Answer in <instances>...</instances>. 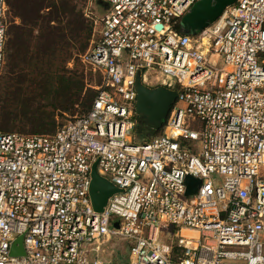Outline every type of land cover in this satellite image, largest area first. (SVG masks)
Listing matches in <instances>:
<instances>
[{
  "label": "built area",
  "instance_id": "obj_1",
  "mask_svg": "<svg viewBox=\"0 0 264 264\" xmlns=\"http://www.w3.org/2000/svg\"><path fill=\"white\" fill-rule=\"evenodd\" d=\"M102 1L79 55L100 77L89 110L52 134L0 131V264H110L96 252L112 237L127 264H264V0H236L194 35L175 23L196 0ZM6 14L0 0V72ZM152 72L178 94L162 131L134 141L136 76L149 86ZM94 162L121 189L102 211ZM187 175L200 179L192 195Z\"/></svg>",
  "mask_w": 264,
  "mask_h": 264
},
{
  "label": "trees",
  "instance_id": "obj_2",
  "mask_svg": "<svg viewBox=\"0 0 264 264\" xmlns=\"http://www.w3.org/2000/svg\"><path fill=\"white\" fill-rule=\"evenodd\" d=\"M80 1L6 0L11 20L0 72V131L52 134L64 123L59 117L82 115L91 107L97 89L89 81L94 78L99 85L100 77L78 59L95 24ZM175 28L182 32L180 20ZM135 119L136 141H147L163 129L164 122L155 131L145 130L137 114ZM175 251L174 246L173 262Z\"/></svg>",
  "mask_w": 264,
  "mask_h": 264
},
{
  "label": "water",
  "instance_id": "obj_3",
  "mask_svg": "<svg viewBox=\"0 0 264 264\" xmlns=\"http://www.w3.org/2000/svg\"><path fill=\"white\" fill-rule=\"evenodd\" d=\"M236 0H196L189 10L179 19L181 31L194 35L214 22L224 9ZM97 4L107 8V3L97 0ZM136 104L135 109L139 119L145 123V129L155 131L165 121L171 105L177 97V91L159 85L150 87L142 83L140 75L136 76ZM138 132L141 129L137 130ZM200 184V179L191 175L186 176V195H192ZM120 188L106 178L100 176L96 170V162L91 167V181L89 196L91 204L96 211H102L108 198ZM117 226V223L115 222ZM13 256L24 255L22 235L16 237L10 247Z\"/></svg>",
  "mask_w": 264,
  "mask_h": 264
},
{
  "label": "rangeland",
  "instance_id": "obj_4",
  "mask_svg": "<svg viewBox=\"0 0 264 264\" xmlns=\"http://www.w3.org/2000/svg\"><path fill=\"white\" fill-rule=\"evenodd\" d=\"M80 4L84 7L86 13H88L94 19L95 25H94L93 36H94V39H96L99 33V29H100V18L102 16V12H101L99 5L97 4V0H81ZM6 19H7V23H9L11 20V16L8 13L6 14ZM209 58H210L211 63L214 65H217V67H221L223 65V61L220 57L216 55H211L209 56ZM78 63L80 65H83L80 62V58L78 59ZM67 66L72 67V62H68ZM1 73H0V76H1ZM155 75H159V81L157 82L154 81ZM148 78L150 81H152V83H149L148 85L154 87V84L155 85L160 84L161 80L163 79L165 80L166 76L163 74H158L157 72H152L148 74ZM167 80L173 83L175 82V79L173 77H169L167 78ZM94 81H95L94 78H90L89 82L92 86H95ZM75 114L77 115V112ZM69 117L70 116L66 114L64 115V117H59L58 120L59 122H65V120L67 118L69 119ZM158 239L160 243L162 242L169 243L168 239L172 240L173 237L171 234L168 235V232L161 230L159 233ZM175 242H176V239H175ZM96 253L98 257L106 261H109L110 264H127L128 244L124 240L112 237L110 241L100 245V249H98Z\"/></svg>",
  "mask_w": 264,
  "mask_h": 264
},
{
  "label": "crops",
  "instance_id": "obj_5",
  "mask_svg": "<svg viewBox=\"0 0 264 264\" xmlns=\"http://www.w3.org/2000/svg\"><path fill=\"white\" fill-rule=\"evenodd\" d=\"M99 7H100L101 12H102V15H103V14L105 13V11L107 10V8H104L103 6H100V5H99ZM183 232L187 233L188 230H183ZM189 232H190V231H189Z\"/></svg>",
  "mask_w": 264,
  "mask_h": 264
},
{
  "label": "bare ground",
  "instance_id": "obj_6",
  "mask_svg": "<svg viewBox=\"0 0 264 264\" xmlns=\"http://www.w3.org/2000/svg\"><path fill=\"white\" fill-rule=\"evenodd\" d=\"M187 234H188L189 236H195V235H196V233H195V232H192V231H190V232L188 231Z\"/></svg>",
  "mask_w": 264,
  "mask_h": 264
},
{
  "label": "flooded vegetation",
  "instance_id": "obj_7",
  "mask_svg": "<svg viewBox=\"0 0 264 264\" xmlns=\"http://www.w3.org/2000/svg\"><path fill=\"white\" fill-rule=\"evenodd\" d=\"M137 116H138V119H139V114H137ZM139 120H141V119H139ZM142 121V120H141ZM142 126L144 127L143 129H145V123L142 121ZM146 130V129H145Z\"/></svg>",
  "mask_w": 264,
  "mask_h": 264
}]
</instances>
